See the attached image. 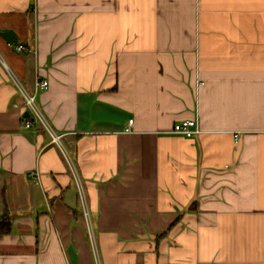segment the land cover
<instances>
[{"label":"crops","instance_id":"1","mask_svg":"<svg viewBox=\"0 0 264 264\" xmlns=\"http://www.w3.org/2000/svg\"><path fill=\"white\" fill-rule=\"evenodd\" d=\"M11 74L101 264H264V0H0V264H94Z\"/></svg>","mask_w":264,"mask_h":264},{"label":"built area","instance_id":"2","mask_svg":"<svg viewBox=\"0 0 264 264\" xmlns=\"http://www.w3.org/2000/svg\"><path fill=\"white\" fill-rule=\"evenodd\" d=\"M16 49L18 52H25L26 48L23 45L16 46ZM11 77L16 84L18 90L21 93L22 99H23V107L26 109V111L29 113V118L25 120L24 127L26 129L32 128L35 124H39L42 126L52 137V140L54 143L58 144L61 147V135L56 134V132L53 130L50 122L46 118L45 114L41 110L38 102L37 97L35 94L29 93L26 88L15 78L12 74ZM49 87L48 81H37L36 88L41 91L47 90ZM20 105L15 104L16 108H19ZM130 124L133 123V120H130ZM200 128L197 120H186L180 123H177L174 125L173 133L185 136L187 138H193L194 136L200 134ZM236 140L238 139V136H235ZM62 148V147H61ZM62 152L64 154V157L67 161V164L70 168L71 174L73 176V179L75 181L76 187L78 189V194L80 198V202L82 205V212L83 216L86 222V228L89 236V240L91 243V248L94 256V264H101L99 253H98V247L96 244L95 234L93 231L92 223H91V216H90V210L88 208V201L86 197V193L84 190V186L82 183V180L80 178L79 172L72 160V158L69 156V154L62 148Z\"/></svg>","mask_w":264,"mask_h":264},{"label":"trees","instance_id":"3","mask_svg":"<svg viewBox=\"0 0 264 264\" xmlns=\"http://www.w3.org/2000/svg\"><path fill=\"white\" fill-rule=\"evenodd\" d=\"M11 231V223L8 218H0V236L9 234Z\"/></svg>","mask_w":264,"mask_h":264},{"label":"water","instance_id":"4","mask_svg":"<svg viewBox=\"0 0 264 264\" xmlns=\"http://www.w3.org/2000/svg\"><path fill=\"white\" fill-rule=\"evenodd\" d=\"M12 35H13L12 32H6V33H3V36H4L9 42H11ZM25 116H26V117H29V113H26Z\"/></svg>","mask_w":264,"mask_h":264}]
</instances>
